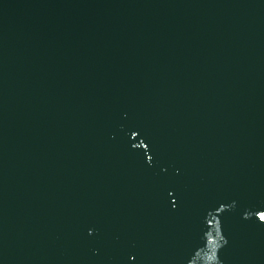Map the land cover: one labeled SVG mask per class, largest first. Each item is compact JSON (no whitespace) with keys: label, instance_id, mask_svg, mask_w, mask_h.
Segmentation results:
<instances>
[{"label":"water","instance_id":"1","mask_svg":"<svg viewBox=\"0 0 264 264\" xmlns=\"http://www.w3.org/2000/svg\"><path fill=\"white\" fill-rule=\"evenodd\" d=\"M0 264H264V0H0Z\"/></svg>","mask_w":264,"mask_h":264}]
</instances>
